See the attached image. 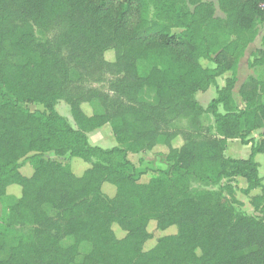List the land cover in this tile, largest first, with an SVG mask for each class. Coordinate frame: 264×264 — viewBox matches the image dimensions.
I'll return each instance as SVG.
<instances>
[{
  "label": "trees",
  "instance_id": "obj_1",
  "mask_svg": "<svg viewBox=\"0 0 264 264\" xmlns=\"http://www.w3.org/2000/svg\"><path fill=\"white\" fill-rule=\"evenodd\" d=\"M215 1L0 0V198L12 186L22 191L8 220L0 216V264H76L83 243L91 251L82 264H264V183L256 161L264 154V81L241 86L243 108L234 98L240 63L264 27V0ZM183 3L193 10L181 14ZM252 56L250 68L264 67V35ZM139 62L150 67L146 77ZM107 76L109 92L91 86ZM211 87L217 97L204 108L196 94ZM60 100L77 129L54 109ZM94 101L104 113L88 116L82 105ZM27 103L44 110L31 112ZM205 114L213 116L216 136L204 126ZM182 121L186 129L174 128ZM108 123L119 147L90 145L87 133ZM178 137L180 148L173 145ZM229 140L250 145V157H228ZM159 146L168 148L171 166L165 178L142 183L146 172L129 157ZM68 156L91 167L78 177ZM27 164L31 177L21 173ZM233 177L247 181L243 193L258 216L236 208L230 186L228 205L218 193L192 188L193 181L219 185ZM105 184L115 187L113 197ZM152 221L177 233L145 250ZM65 237L71 246L62 245Z\"/></svg>",
  "mask_w": 264,
  "mask_h": 264
},
{
  "label": "rangeland",
  "instance_id": "obj_2",
  "mask_svg": "<svg viewBox=\"0 0 264 264\" xmlns=\"http://www.w3.org/2000/svg\"><path fill=\"white\" fill-rule=\"evenodd\" d=\"M206 2H215V0H204ZM178 10L181 14H185L191 12L193 7L189 5V3H183L178 6ZM217 15L224 17L219 8L217 7ZM37 30V29H36ZM175 32H180L179 30H175ZM264 35V27H260L259 36L256 39L255 43L251 45L246 51L245 57L242 59L238 71V82L234 89V98L237 104L243 108L244 104L241 101L239 91L243 84L248 82L250 79H255L259 81H264V67L250 68V63L253 61L252 54L260 47L261 39ZM37 37L39 40L44 41L46 37H42L41 34L37 31ZM114 52L110 51L106 54V58L109 61L114 60ZM204 66L213 67L212 63L207 61H203ZM150 67L145 62L138 63V72L140 76L146 77L149 74ZM231 77V73H227L224 76L218 79L219 84L222 86L225 85V81L227 78ZM111 78L107 76V79L103 82H93L91 86L95 89L100 90L101 92H109V83ZM217 97V91L215 87H211L207 92L202 93L199 92L196 94L197 100L200 104L207 108L211 101ZM24 108H27L31 112L43 111L44 107L41 104L37 103H27L22 105ZM82 108L84 112L88 116H92L94 114H102L104 110L101 104L98 101H94L92 105L83 104ZM54 109L56 112L65 118L67 122L75 129H77V125L72 116L71 107L65 101L60 100L54 105ZM221 112L223 110L221 109ZM203 124L205 127L212 128V134L216 136L215 120L212 115L205 114L203 116ZM188 127V123L185 121L179 122L174 128L177 129H186ZM262 131L253 133L252 137L255 138L256 141L260 140V134ZM88 140L90 145L98 146L103 149H112L114 147H119L118 142L114 136L111 125L108 123L100 128H96L87 133ZM184 144L182 137H178L173 142L174 147L180 148ZM168 148L165 146H159L152 151H143L138 155L131 154L129 159L132 163L137 166V172H146V175L142 177V183H147L152 177L157 178H165L166 173L171 166V164L167 161ZM251 154V146L244 145L240 140H229L226 155L228 157L234 159H248ZM256 161L260 164L259 173L260 177L263 179L264 183V154H260L256 157ZM65 163H69L72 167L73 173L78 177L82 176L84 172L91 167L90 164L78 158H70L67 157L64 160ZM21 173L26 177H31L33 175V168L27 164L21 169ZM232 187L234 192V197L237 199L241 205L236 206V208L242 213L256 217L258 214L254 211V208L251 204L250 197L246 196L243 193V190L247 188L248 184L244 178L241 177H233L232 179H224L219 185H210L207 183H200L198 181L192 182V188L195 190H206L212 193H218L221 196V200L225 205H228L232 201V197L228 193V187ZM115 187L109 184H105L103 186V192L109 196L113 197L115 195ZM258 191L253 192L257 194ZM22 196V191L17 186L10 187L8 191V195L0 198V216L5 221L8 220L11 208L18 202V200ZM44 209L46 213L51 217H56L57 213L50 205H45ZM114 232L116 236L121 239L125 236V233L117 226H113ZM148 231L151 233L152 238L149 240L145 246V250H150L153 248L157 241L165 236L173 235L177 233V228L172 227L167 230H160L157 227V224L152 221L148 226ZM64 247H69L73 244V239L70 237H65L61 241ZM91 251V245L88 243H83L79 249V256L76 260V264H82L84 257Z\"/></svg>",
  "mask_w": 264,
  "mask_h": 264
},
{
  "label": "crops",
  "instance_id": "obj_3",
  "mask_svg": "<svg viewBox=\"0 0 264 264\" xmlns=\"http://www.w3.org/2000/svg\"><path fill=\"white\" fill-rule=\"evenodd\" d=\"M253 45V44H252ZM260 48V47H259ZM220 85V87H224V85L222 86L221 84H219Z\"/></svg>",
  "mask_w": 264,
  "mask_h": 264
}]
</instances>
